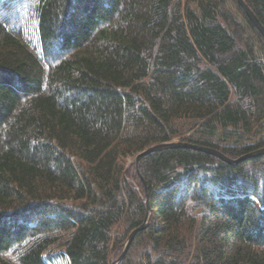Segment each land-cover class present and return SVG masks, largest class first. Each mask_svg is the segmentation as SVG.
Masks as SVG:
<instances>
[{"label": "trees", "instance_id": "16d2710c", "mask_svg": "<svg viewBox=\"0 0 264 264\" xmlns=\"http://www.w3.org/2000/svg\"><path fill=\"white\" fill-rule=\"evenodd\" d=\"M263 58L237 0H0V264H113L147 193L122 264H264V155L135 163L264 149Z\"/></svg>", "mask_w": 264, "mask_h": 264}, {"label": "water", "instance_id": "95a60500", "mask_svg": "<svg viewBox=\"0 0 264 264\" xmlns=\"http://www.w3.org/2000/svg\"><path fill=\"white\" fill-rule=\"evenodd\" d=\"M239 5L244 9V11L246 12L247 16L250 18V20L253 22V24L256 26V28L259 30V32L262 34V36L264 37V27L261 24V22L259 21V19L256 17V15L254 14V12L250 9V7L245 3L244 0H237ZM176 148H187V149H192V150H196V151H200L212 156H215L231 165H236L239 164L240 162L246 161L248 159L251 158H255V157H260L262 155H264V149L250 153L248 155L243 156L242 158L238 159V160H232L229 159L228 157H226L224 154H222L219 151H216L214 149H210V148H205V147H200L197 145H192V144H187V143H181L178 141L172 142V143H167V144H163V145H159V146H155V147H151L149 149H147L146 151L142 152L141 154H139L136 159H135V163L137 165V168L139 166L140 161L149 156L152 155L154 153H158L164 150H168V149H176ZM146 203L148 205V214L145 220V223L139 228L136 229L128 238V241L126 243V247L125 250L122 254V256L115 261L113 264H122V262L124 261L128 250L131 246V244L133 243L135 237L137 236V234L143 230H145L148 225H149V221L151 218V214H150V206H149V197H148V193H147V198H146Z\"/></svg>", "mask_w": 264, "mask_h": 264}, {"label": "rangeland", "instance_id": "374dc122", "mask_svg": "<svg viewBox=\"0 0 264 264\" xmlns=\"http://www.w3.org/2000/svg\"><path fill=\"white\" fill-rule=\"evenodd\" d=\"M263 63H264V58H263ZM129 162H130L129 165L132 166V163H133L134 161H133V160H130ZM131 166H130V167H131ZM60 252L63 253V250H62V248L60 249V247H55V248H53V249L51 250V254H53V256H54V255H57V257H59V256L61 255ZM6 260H7V261H12L13 264H16V259H15V257L12 258L11 256H8V257L6 258ZM56 261H57L56 264H70L67 258H66V259H61V258L59 257V258L56 259ZM54 264H55V263H54Z\"/></svg>", "mask_w": 264, "mask_h": 264}]
</instances>
